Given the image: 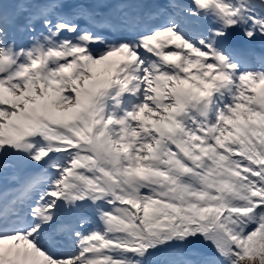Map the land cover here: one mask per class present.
Masks as SVG:
<instances>
[{"label":"snow or ice","instance_id":"1","mask_svg":"<svg viewBox=\"0 0 264 264\" xmlns=\"http://www.w3.org/2000/svg\"><path fill=\"white\" fill-rule=\"evenodd\" d=\"M0 264H264V0H0Z\"/></svg>","mask_w":264,"mask_h":264}]
</instances>
